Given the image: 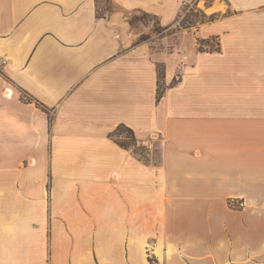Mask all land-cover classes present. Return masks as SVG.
I'll use <instances>...</instances> for the list:
<instances>
[{"label": "crops", "instance_id": "crops-1", "mask_svg": "<svg viewBox=\"0 0 264 264\" xmlns=\"http://www.w3.org/2000/svg\"><path fill=\"white\" fill-rule=\"evenodd\" d=\"M183 1L0 0V264H264V0Z\"/></svg>", "mask_w": 264, "mask_h": 264}, {"label": "rangeland", "instance_id": "rangeland-1", "mask_svg": "<svg viewBox=\"0 0 264 264\" xmlns=\"http://www.w3.org/2000/svg\"><path fill=\"white\" fill-rule=\"evenodd\" d=\"M102 3H103V7L102 10L99 11L100 14L106 13V11L111 9V6H109V0H102ZM182 4L183 7H181V13L178 16V18L175 20L174 22L175 27H173L172 30L163 32V29H161V27L158 25V21L156 20V18L141 12L133 13L129 17L130 18L129 22L132 26L139 28L141 30L144 29L147 30V28H150L149 31H146L144 34H142L139 39L145 38V40H149L154 50L164 49V46H162V44L159 41L160 38L166 35L169 36L170 37L169 45H170V43L174 42V39H177L179 37V34L172 35V33L182 32L183 30L186 29L191 30L197 27L198 24L206 22L208 14L214 11L212 7L210 9H206L207 5L205 1L195 4L194 1L192 0H185L182 2ZM174 81L176 80L174 79ZM113 135H114L113 138L114 141L115 140L123 141L128 145H134L133 142H130L128 140V138L126 137L128 136V134L123 130L116 131ZM129 150H131L133 154L135 153L134 155L137 157H139V155H146V153H149L151 154L152 157L151 163L153 165H159L160 163V155L158 149H155V151L153 152L149 149V147L146 144L136 143L134 146H130ZM140 159H142V161L146 163L150 161L146 157Z\"/></svg>", "mask_w": 264, "mask_h": 264}, {"label": "trees", "instance_id": "trees-1", "mask_svg": "<svg viewBox=\"0 0 264 264\" xmlns=\"http://www.w3.org/2000/svg\"><path fill=\"white\" fill-rule=\"evenodd\" d=\"M140 40L141 41H144L145 38H141ZM211 41H212V43H210L209 40L208 41H206V40H199L198 41V43H199V46H198L199 51H205V50H208V51H218L219 50V44H218L217 40L212 39ZM204 47H206V48H204ZM162 78H163V70H162V68H159L158 67V81H157V90H156V101L157 102L161 99V97L163 96V93L165 91V87H164V85L161 82L162 81ZM120 130H123L124 132H126L128 134V136H126V137L128 138V140L130 142H133L134 145L137 143V141L135 139L134 132L131 129H129L126 126H124V125H119L116 128V130L110 135V137L113 139L114 138V135L113 134L116 131H120ZM115 142H116V144L120 148H123V149H126V150L129 149L130 146H134V145H128V144H126L123 141H116L115 140ZM139 157L140 158H143V157H146V155H139Z\"/></svg>", "mask_w": 264, "mask_h": 264}, {"label": "bare ground", "instance_id": "bare-ground-1", "mask_svg": "<svg viewBox=\"0 0 264 264\" xmlns=\"http://www.w3.org/2000/svg\"><path fill=\"white\" fill-rule=\"evenodd\" d=\"M220 7V4L218 3V0H216L214 3H213V7H212V9L214 8V9H217V8H219ZM6 95L7 96H10L11 95V91L10 90H7L6 91Z\"/></svg>", "mask_w": 264, "mask_h": 264}, {"label": "built area", "instance_id": "built-area-1", "mask_svg": "<svg viewBox=\"0 0 264 264\" xmlns=\"http://www.w3.org/2000/svg\"><path fill=\"white\" fill-rule=\"evenodd\" d=\"M181 7H183V4H181ZM183 64H185V62H183Z\"/></svg>", "mask_w": 264, "mask_h": 264}]
</instances>
